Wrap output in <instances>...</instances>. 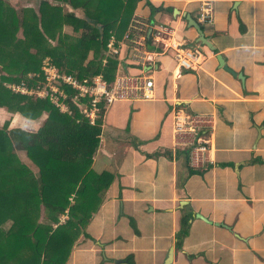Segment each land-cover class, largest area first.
I'll use <instances>...</instances> for the list:
<instances>
[{
	"label": "crops",
	"instance_id": "obj_1",
	"mask_svg": "<svg viewBox=\"0 0 264 264\" xmlns=\"http://www.w3.org/2000/svg\"><path fill=\"white\" fill-rule=\"evenodd\" d=\"M205 2L212 20L200 25L215 50L186 17L200 23ZM135 17L148 26L147 61L121 39V74L154 79V98L106 107L92 170L112 180L63 264H164L171 250L172 264H264V0H143ZM161 24L174 31L165 50L150 43ZM177 46L193 50L194 69H179ZM176 109L207 121L181 145ZM194 137L212 162L192 173Z\"/></svg>",
	"mask_w": 264,
	"mask_h": 264
},
{
	"label": "trees",
	"instance_id": "obj_2",
	"mask_svg": "<svg viewBox=\"0 0 264 264\" xmlns=\"http://www.w3.org/2000/svg\"><path fill=\"white\" fill-rule=\"evenodd\" d=\"M142 1L40 0L37 10L18 11L0 0V108L30 120L48 114L35 129L0 127V264H63L111 183L110 174L92 170L106 107L98 105L91 125L70 88L69 112L36 91L45 83V59L60 73L88 83L101 75L110 85L123 63L105 56L106 45L125 38ZM188 221L182 219L178 238L189 233Z\"/></svg>",
	"mask_w": 264,
	"mask_h": 264
},
{
	"label": "built area",
	"instance_id": "obj_3",
	"mask_svg": "<svg viewBox=\"0 0 264 264\" xmlns=\"http://www.w3.org/2000/svg\"><path fill=\"white\" fill-rule=\"evenodd\" d=\"M212 4L205 2L201 6L198 16L200 24L211 22ZM147 23L140 17H135L129 30L125 35V42L128 43L132 50V59L136 63H144L147 60L146 52V29ZM173 28L169 25H156L153 30L151 46L165 50L170 47V40L173 36ZM121 41L114 37L106 45L105 56H120ZM176 60L179 69H194L195 53L193 50H185L179 46L176 48ZM106 62V59L103 60ZM43 76L45 83L43 87L37 89L36 95L40 98H48L49 101L60 109L62 112H69L66 100L68 99L67 88L75 92L72 96V102L80 104L81 113L88 119L89 124L93 125L97 119L100 107H104L117 101H142L154 98L156 87L155 80L145 75L120 74L109 85L101 75L92 78L91 82L79 80L74 76L60 73L54 66L50 65L48 59L43 61ZM17 88L15 86H12ZM63 87V88H61ZM25 93L24 88H17ZM34 92V91H33ZM175 116V140L181 145L187 143L186 139L191 133L197 132L206 125V118L198 115H189L182 109L174 111ZM193 135V134H192ZM193 148L190 154V165L193 169H201L207 163L212 162L210 157L211 149L207 140L202 138L192 139Z\"/></svg>",
	"mask_w": 264,
	"mask_h": 264
},
{
	"label": "rangeland",
	"instance_id": "obj_4",
	"mask_svg": "<svg viewBox=\"0 0 264 264\" xmlns=\"http://www.w3.org/2000/svg\"><path fill=\"white\" fill-rule=\"evenodd\" d=\"M34 0H8V2H11L10 4L17 5V10L20 11L22 8H31L33 10H37L38 8V2L33 3ZM39 1V0H38ZM80 11V10H79ZM78 11V12H79ZM80 14V13H78ZM6 40H11V37L6 38ZM92 57V55H91ZM48 114H43V117L36 120H30L23 116L21 112L12 111L10 109H2L0 108V127L8 126V128H13L16 126L23 127L25 129H35L37 128L42 120L47 117ZM18 156L22 161L29 162L28 158L26 157L25 152H18ZM71 170V173L73 172V169ZM75 196V195H74ZM101 201V198L98 200V202ZM64 219V218H62ZM42 221V220H41ZM13 222L8 220L6 223L2 225L4 229H8L10 225Z\"/></svg>",
	"mask_w": 264,
	"mask_h": 264
},
{
	"label": "water",
	"instance_id": "obj_5",
	"mask_svg": "<svg viewBox=\"0 0 264 264\" xmlns=\"http://www.w3.org/2000/svg\"><path fill=\"white\" fill-rule=\"evenodd\" d=\"M186 17H187V20L189 22V26L194 27L199 34L198 42H202V44L209 46V48H211L212 50H215V47L213 46V44L210 41H208L207 38L204 36L203 29H202L200 23L196 19H194L190 14L186 15ZM218 60H219L222 68H224L228 72L232 73L233 75H237L234 71H232L228 67V65L225 62V59L221 55L218 56ZM199 218L211 223L210 220H208L206 217H204L202 215H199ZM217 226L226 227V228L230 229V227L226 226L225 224H221V223H217ZM173 260H174V252H173V250H171L169 255H168V258L166 259L164 264H172Z\"/></svg>",
	"mask_w": 264,
	"mask_h": 264
}]
</instances>
